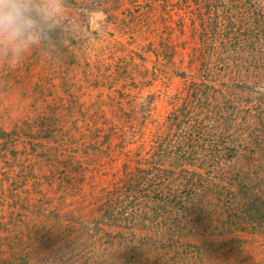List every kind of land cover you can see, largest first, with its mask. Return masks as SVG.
I'll return each mask as SVG.
<instances>
[{
  "label": "trees",
  "instance_id": "obj_1",
  "mask_svg": "<svg viewBox=\"0 0 264 264\" xmlns=\"http://www.w3.org/2000/svg\"><path fill=\"white\" fill-rule=\"evenodd\" d=\"M126 1L140 36L156 38L138 55L146 75L183 86L160 112L126 84L115 119L93 112L72 130L64 112L32 110L43 88L9 104L0 94V264H253L264 0Z\"/></svg>",
  "mask_w": 264,
  "mask_h": 264
},
{
  "label": "rangeland",
  "instance_id": "obj_2",
  "mask_svg": "<svg viewBox=\"0 0 264 264\" xmlns=\"http://www.w3.org/2000/svg\"><path fill=\"white\" fill-rule=\"evenodd\" d=\"M36 4V26L28 41L19 46L6 43L0 50V82L10 84L9 88L0 90L4 104L21 102L26 87H41L43 95L37 102L31 101L32 110L48 112L54 107L64 112L71 130L75 120L81 126L91 125L89 116L93 112L101 118L115 119L112 114L118 108L119 91L126 84L135 101L141 102L155 94L159 111L168 109V99L181 90L182 80L170 76L154 81L151 74L146 75L153 64L142 61L138 55L143 54L142 46L156 38L140 36L130 19L134 11L130 2L36 0ZM180 59L186 60L184 52ZM178 61L180 69L182 65ZM124 107L128 109L127 105ZM247 253L253 264H264V237L248 242Z\"/></svg>",
  "mask_w": 264,
  "mask_h": 264
},
{
  "label": "clouds",
  "instance_id": "obj_3",
  "mask_svg": "<svg viewBox=\"0 0 264 264\" xmlns=\"http://www.w3.org/2000/svg\"><path fill=\"white\" fill-rule=\"evenodd\" d=\"M36 0H0V50L23 44L36 26Z\"/></svg>",
  "mask_w": 264,
  "mask_h": 264
}]
</instances>
